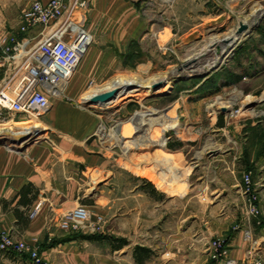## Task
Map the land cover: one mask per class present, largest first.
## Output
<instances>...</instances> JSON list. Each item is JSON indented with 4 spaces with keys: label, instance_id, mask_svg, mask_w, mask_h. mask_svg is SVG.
Returning a JSON list of instances; mask_svg holds the SVG:
<instances>
[{
    "label": "crops",
    "instance_id": "obj_1",
    "mask_svg": "<svg viewBox=\"0 0 264 264\" xmlns=\"http://www.w3.org/2000/svg\"><path fill=\"white\" fill-rule=\"evenodd\" d=\"M31 1L0 0V36L18 34L20 13L30 6ZM70 1L65 0V4ZM85 1L87 7L76 9L74 15L79 19L91 18L85 27L88 32L100 17L102 37L117 44L150 30L151 25L145 17L138 16L146 14L142 5L175 1L178 5L191 7L198 2ZM216 1L222 9L236 8L241 2ZM167 12L165 9L163 15L169 25L173 15ZM260 24L264 26L262 20ZM37 32L38 29H33L19 36L32 37ZM257 34L264 44V33L257 29ZM89 50L90 46L84 56ZM82 60L73 72L72 88H79L83 80L81 74L86 63ZM50 103V111L42 118L57 128L58 135L52 136L54 140L44 141L43 145L30 143L21 151L0 144V225L15 239L36 245L46 263L208 264L207 241L213 236L225 235L229 242V256L238 264H264V132L252 154H247L246 158L238 156L245 159L243 166L219 158L209 159L202 165L195 164L189 188L181 194L170 196L154 187L148 179L127 171L104 173L93 189V185L86 186L94 179L88 170L92 167L107 170L109 160L100 159L94 144L84 145L83 141L93 133L99 120L93 112L70 108L59 98L50 99ZM217 128L223 130L222 126ZM106 130L104 133L108 134L110 131ZM102 145L107 146L104 141ZM246 169L254 171L251 177L258 198L260 215L257 219L247 217L245 213L246 197L240 179ZM77 187L83 188L84 193L74 194ZM89 190L88 197L92 200L86 206L90 207L92 217L97 215L100 220L102 230L99 234L126 239L122 246L113 247L111 253L83 252L80 247L84 246L79 245L89 240L82 238L50 244L53 239L70 232L59 228V218L64 211L74 208L76 200L87 197ZM38 199L43 200L42 207L30 219L28 212ZM246 231H249V238L245 237ZM136 245L148 250L141 262L134 257ZM0 264L31 263L27 256L0 251Z\"/></svg>",
    "mask_w": 264,
    "mask_h": 264
},
{
    "label": "rangeland",
    "instance_id": "obj_2",
    "mask_svg": "<svg viewBox=\"0 0 264 264\" xmlns=\"http://www.w3.org/2000/svg\"><path fill=\"white\" fill-rule=\"evenodd\" d=\"M142 7L146 14L138 16L145 17L150 30L119 44L102 37V22L100 17L96 18L89 31L92 37L89 53L82 58L86 67L81 74V85L71 87L72 74L60 100L75 110L93 112L99 120L83 144H94L97 156L107 158L109 163L107 170L90 168L88 173L94 179L86 186L93 185L95 189L104 173L127 171L175 196L189 188L195 164L219 158L243 166L244 158L260 142L264 132V44L257 29L260 21L264 22V0H241L236 8L227 9L205 0H198L191 7L175 1ZM165 9L173 15L169 25L164 19ZM258 12L261 15L253 25ZM77 17L73 16L79 20ZM90 19L85 18V27ZM242 25H247V29L242 31L238 42L212 68L205 66L201 72L183 69L212 38H222ZM1 50L0 46V81L12 65ZM176 71L177 74H172ZM119 85V91L113 92L110 100L100 105L89 102L106 88ZM209 103H215V107L206 110ZM42 117L28 123L25 117L13 116L0 108V132L4 128L10 134L34 135L37 141L33 144L43 145L58 135V130ZM133 122L154 126L131 133L127 125ZM104 128L110 132L105 134ZM192 136L194 141L187 140ZM103 141L107 146L102 145ZM77 193H84L83 188L74 189V194ZM90 193L89 190L87 197L76 200L75 206H86L92 200L88 197ZM86 208L87 223L96 229L75 232L101 233L99 218L92 217L90 207ZM82 244L79 247L84 246L80 247L83 252L105 254L112 252L116 241L105 239Z\"/></svg>",
    "mask_w": 264,
    "mask_h": 264
},
{
    "label": "built area",
    "instance_id": "obj_3",
    "mask_svg": "<svg viewBox=\"0 0 264 264\" xmlns=\"http://www.w3.org/2000/svg\"><path fill=\"white\" fill-rule=\"evenodd\" d=\"M205 1L218 6L216 0ZM86 7L85 0H71L68 5L65 0H34L20 16L18 34L0 36L2 54L12 63L0 81V108L32 123L50 110V99L64 97L65 88L92 40L84 26L85 17L73 18L76 9ZM33 29H38L36 35L19 36ZM1 58L0 55V66ZM241 184L246 197L245 213L247 217L257 219L260 213L251 170L242 173ZM42 203V199L33 203L28 212L30 219L39 212ZM88 217L86 206L78 204L61 214L58 226L64 231L96 229L95 225L87 223ZM245 237L249 238V231L245 232ZM0 251L27 256L31 264H48L36 245L15 239L1 225ZM206 251L208 264H238L229 256L225 235L211 237Z\"/></svg>",
    "mask_w": 264,
    "mask_h": 264
},
{
    "label": "bare ground",
    "instance_id": "obj_4",
    "mask_svg": "<svg viewBox=\"0 0 264 264\" xmlns=\"http://www.w3.org/2000/svg\"><path fill=\"white\" fill-rule=\"evenodd\" d=\"M260 15H261V12H258L257 15L255 16V18L252 20L253 25L256 23V21ZM240 36H241V34L238 33L237 30H233V32L225 35L222 38H219V39L212 38L210 40V42L205 44V46L202 49L201 54L197 55V57H191V59H189L185 63L183 69L186 72H201L205 68V66L212 68V66L215 63H218L224 56H226L228 51L238 42ZM175 73L177 74V71L173 72L172 74H175ZM119 89H120V85H119V87H116V88H106L105 91L98 93L97 96H99L102 93H106V92H116V91H119ZM214 107H215V103H209L206 106V110L212 109ZM146 124L147 123L139 124L138 122H133V125L131 124V125H127V126H128L129 130L134 131V132L135 131L150 130L151 128L153 129L154 124L149 125V126ZM194 137L195 136H192L190 138L188 137L187 140L194 139ZM108 143H109V141H108Z\"/></svg>",
    "mask_w": 264,
    "mask_h": 264
},
{
    "label": "water",
    "instance_id": "obj_5",
    "mask_svg": "<svg viewBox=\"0 0 264 264\" xmlns=\"http://www.w3.org/2000/svg\"><path fill=\"white\" fill-rule=\"evenodd\" d=\"M247 29L245 25L239 26L238 33H242L243 30ZM155 87V86H154ZM113 92L102 93L99 96L93 97L90 99V103L97 105L102 104L112 98ZM223 110V109H222ZM37 141L36 136L34 135H25V134H15L12 135L6 131L0 132V144H4L10 150H23L24 147H27L30 143Z\"/></svg>",
    "mask_w": 264,
    "mask_h": 264
},
{
    "label": "trees",
    "instance_id": "obj_6",
    "mask_svg": "<svg viewBox=\"0 0 264 264\" xmlns=\"http://www.w3.org/2000/svg\"><path fill=\"white\" fill-rule=\"evenodd\" d=\"M258 29L261 33H264V31H263L264 26H261V24L259 25ZM247 167L249 169V166H247ZM76 238H82V239H86L89 241L90 240H105V239L110 240L111 242L116 241V244H113L114 249H116L119 246H122L123 244L126 243V239L123 237L116 238V237L106 235V234H104V235H101L99 233L84 234V233H81L78 231H76V232L70 231L66 235L62 236L61 238L53 239L50 244L58 243V242L65 241V240H72V239H76ZM147 252H148V250L142 246L136 245L134 247V257L139 262H141L142 259L147 256Z\"/></svg>",
    "mask_w": 264,
    "mask_h": 264
}]
</instances>
